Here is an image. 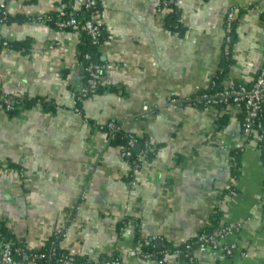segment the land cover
<instances>
[{
	"label": "crops",
	"instance_id": "crops-1",
	"mask_svg": "<svg viewBox=\"0 0 264 264\" xmlns=\"http://www.w3.org/2000/svg\"><path fill=\"white\" fill-rule=\"evenodd\" d=\"M2 2L0 93L34 102L13 117L0 107L8 237L38 252L57 236L60 251L92 264H146L138 240L158 256L166 244L238 225L225 241L235 244L231 256L208 247L191 264H264V152L244 139L240 107L190 102L216 78L220 88L254 82L264 67V0H171L167 9L162 0H98L101 66L117 67L80 104V34L36 19L77 15L83 0ZM110 123L151 150L135 175L109 144ZM164 264L184 263L169 254Z\"/></svg>",
	"mask_w": 264,
	"mask_h": 264
},
{
	"label": "built area",
	"instance_id": "built-area-1",
	"mask_svg": "<svg viewBox=\"0 0 264 264\" xmlns=\"http://www.w3.org/2000/svg\"><path fill=\"white\" fill-rule=\"evenodd\" d=\"M171 0H162V7L167 9L170 6ZM83 8L90 13L87 19L79 20L73 15L66 17V13L61 11L55 15V17L44 16L38 17L36 20L40 23L47 25L53 22V24L63 30H69L74 33H85L89 36L93 45L98 43V38L101 32V25L97 21L98 16V0H83ZM0 10L5 13V4H0ZM237 17L235 9H231L226 14L225 20V51H229L231 43V36L234 27V22ZM53 20V21H52ZM0 24H2L0 22ZM1 49L8 46L7 42L2 39L0 35ZM87 61L85 67V82L76 95L78 101H83L94 95L99 87L101 76L104 70H113L117 66L108 65L103 68L101 65L92 61L90 55L84 56ZM192 105H202L208 108H215L216 106H238L242 110V132L244 139L248 140L255 138L259 143V148L264 152V67L260 70L258 76L250 86L243 84H231L230 86L216 89V83L212 82L210 87L202 94L196 96L192 101ZM172 103H177L173 101ZM13 104L12 98L6 94H0V107L4 110H10ZM107 132L115 134L120 130V127L116 124H107ZM134 140H131L128 146H120L121 157L128 159L132 156V148H134ZM144 162V155L139 153L136 157L135 166L132 169L131 174L135 175L142 163ZM264 166V161H263ZM134 185V182L131 183ZM239 230V226H223L215 230L211 234H199L192 241L190 240L184 245L182 252L175 251L173 255L176 257L181 254L189 261L193 263L197 257V251H202L205 248H212L219 250L226 257L233 254L235 250V244H227L225 241ZM60 235V234H59ZM144 243L142 240H138L136 244V255L146 262V264H164V259L169 255L168 252H161L160 256L157 254H145L143 252ZM44 255H33L31 258L27 254H23L21 261H33L42 259ZM50 257L56 259V264H88L87 262H80L76 257L67 254L63 251L57 252L53 248L50 252ZM0 264H15L11 257V248L8 243H4L0 238ZM107 264H118L117 260H113Z\"/></svg>",
	"mask_w": 264,
	"mask_h": 264
},
{
	"label": "trees",
	"instance_id": "trees-1",
	"mask_svg": "<svg viewBox=\"0 0 264 264\" xmlns=\"http://www.w3.org/2000/svg\"><path fill=\"white\" fill-rule=\"evenodd\" d=\"M98 12H99V6H98ZM66 13V17H69V16H72L70 14H68V12H65ZM90 13L88 12V10H85L84 8H82V11L80 13H78L77 15H73L75 18L79 19V20H84V19H87L89 17ZM50 17H55V15H50ZM9 21V17L8 15H6L5 13H3V11L0 10V22L1 23H7ZM53 21V20H52ZM47 25L49 26H53L54 27V24L53 22L51 23H48ZM233 33V31H232ZM80 36H81V46H80V60L83 62V66H84V71H85V67L87 66V61H85L84 59V56L86 54L90 55L91 59L93 62L99 64V65H102L101 61H100V56H99V53H98V48L100 47V45L103 43V31L101 29V32H100V35H99V38H98V43L93 45L90 41V38L87 34L85 33H80ZM25 45L24 44H21V43H13L12 44V48L13 49H20L22 47H24ZM0 48H1V44H0ZM85 79L86 77H84V81L83 83L85 82ZM215 83H216V89H220V87H218V84H219V81L220 79L216 78L215 79ZM98 91V89H97ZM96 91V92H97ZM1 94V93H0ZM202 94V93H201ZM13 101V104L11 106V109L10 110H7L5 111L10 117H13L15 116L17 113H18V107L19 106H23V107H30L34 102H27V101H24V100H17V99H12ZM78 104H80V101L78 102ZM225 106H216L215 108H224ZM264 118V116H263ZM103 129H106V126L103 127ZM107 135H108V139H109V144L112 145V146H116V147H120V146H128L129 142L131 140H134V146L136 144H139L141 146V149L143 150L142 154L148 158L150 154V151H147V149L144 148V141H141L140 139L136 138L135 136L133 135H130V134H127L121 130H119L118 132H116L115 134H112L110 132H107ZM138 154H136L134 152V148H132V156L130 158L127 159V162L130 164L131 169H133V167L135 166V162H136V157H137ZM212 232H208L207 230L201 232L200 234H211ZM199 235V234H198ZM197 237V236H196ZM195 237V238H196ZM0 238L1 240L4 242V243H8L10 245V248H11V257H12V261L14 263L16 262H19L21 261V257L23 254H27L29 256V258H31L33 255H44V257L42 259H39L37 260V263L38 264H56V259L54 257H50V252L53 248L56 249L57 252H59V248L57 246V243H56V239H57V236L52 239V241L50 242V244H48V246L44 249H42L41 251H38V252H31V251H28L21 243L15 241V240H12L10 237H8V235L6 234V230L5 228L3 227V225L0 223ZM193 238V239H195ZM193 239H190L191 241ZM190 240H188L187 242H189ZM185 242L184 244H182L181 246H178V247H172L170 245H165L164 247H161L160 250H156L157 252L156 253H159L158 251L160 252H168L169 254H174L175 251H180L182 252L184 250V245L187 243ZM151 247L150 245L149 246H146V244H144L143 246V252L145 254H150L152 251H151ZM157 257L160 258V255H158ZM181 262H183L184 264H190L189 261L184 257L183 254H181L180 256L177 257ZM78 261L80 262H87L85 260H82V259H78L76 258ZM88 264H92V263H89L87 262Z\"/></svg>",
	"mask_w": 264,
	"mask_h": 264
},
{
	"label": "water",
	"instance_id": "water-1",
	"mask_svg": "<svg viewBox=\"0 0 264 264\" xmlns=\"http://www.w3.org/2000/svg\"><path fill=\"white\" fill-rule=\"evenodd\" d=\"M136 151H138V146L136 147Z\"/></svg>",
	"mask_w": 264,
	"mask_h": 264
}]
</instances>
